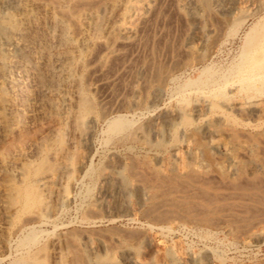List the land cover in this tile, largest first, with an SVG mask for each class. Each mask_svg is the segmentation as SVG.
Here are the masks:
<instances>
[{
	"label": "rangeland",
	"instance_id": "rangeland-1",
	"mask_svg": "<svg viewBox=\"0 0 264 264\" xmlns=\"http://www.w3.org/2000/svg\"><path fill=\"white\" fill-rule=\"evenodd\" d=\"M53 1L0 0V25L8 26L9 21L15 26V31L10 34L0 32V90L7 99L6 102H0V150L2 151L0 154V240H2L0 264H10L15 257L16 249L20 246L19 237L26 233V230L22 231V234L19 231H12L11 224L17 221L6 205L5 187L9 182H18V176L15 174L19 166L35 167L40 153H44L46 157L44 166L47 168L52 164L48 170L57 174L47 185V194L50 195L47 198L48 203L56 210L50 215L48 222L29 221L25 225L32 226L30 229L37 233V243L40 247L38 260L45 264H73L72 256L75 253L79 256L81 254L85 259L82 264H86L88 258L113 259L116 264H130L125 259H127L126 255H131L133 252L141 264H264V144L261 143L264 142V100L255 103L257 100L255 96L245 95L239 91L228 95V101L243 103L246 107V112L241 116L235 111L225 109L223 106L225 98L212 95L209 89L204 94L195 91L193 85L183 91L177 90L187 77L195 78L202 74L204 65H207L216 76L232 66L237 60L241 40L222 32L217 36V42L213 44L214 47L212 46L208 58L194 62L191 66L178 65L177 68L176 65H172L178 62L180 64L184 59L183 48L195 45L196 40L193 35L199 29L194 28V25L187 20H184V24L179 18V13L185 10L179 4L192 3L199 11L206 13L207 9L213 15L238 6L239 0ZM77 4L82 5L79 8ZM137 7H141V10ZM64 13L67 18L65 20ZM136 15L138 17H135ZM91 26L92 30H90ZM74 27L77 30L75 28L74 31ZM125 43L127 46L129 44L128 48ZM112 49L113 52L110 51ZM91 58L95 61H91ZM155 61L157 66L154 65ZM73 63L77 65L72 67L70 76L66 77L64 66ZM98 65L100 67H95ZM87 73L90 77L86 75ZM161 80L164 81L163 84L165 83L161 86L163 94L158 101H153L150 94L154 88L162 85ZM125 84L129 85L125 86ZM120 86L122 87L119 88ZM92 87L94 88L91 89ZM79 93L88 95L99 116L87 141L77 134L70 121L64 119L67 102L71 100L72 105ZM123 94L127 95L123 97ZM132 97L137 102L126 103L131 101ZM120 98L123 99V106ZM179 98L187 99L190 108L201 98L214 103L213 107L198 115L192 110L188 111L191 124L188 128L185 127L183 135L179 131L167 130L163 125L162 117L163 110L176 106L181 101ZM255 109L259 111L256 112ZM103 112L107 113L106 118L122 114L126 119L134 120L139 125L141 122L139 129L141 133L137 130L134 136L121 139L107 134L102 120ZM214 112L226 113L232 116L236 123H228L223 128L209 124L205 129L200 117L211 118ZM151 124H155L162 131L161 136L152 135ZM240 135L243 137L241 138ZM175 150L177 154H174ZM131 160L137 164H132ZM90 162L91 167H89ZM79 166L81 169H87L86 171L90 169L82 174L78 170ZM144 167L147 172L141 169ZM172 168L175 169L174 173L171 171ZM146 175H148L147 179L144 177ZM139 176L145 181L140 180ZM150 176L156 182L150 181ZM195 176L197 179H202L203 176L202 181L206 179L207 182L204 184L197 179L194 181ZM258 178H261L263 185L260 183L262 186L259 184L260 188L256 187V189L253 186L254 183L256 186L258 181H261ZM119 180L132 185L131 193L127 197V207L123 201L124 195L118 186ZM159 181L162 183L160 184ZM165 181L168 183H164ZM212 181L215 183L218 181L220 185L223 183L225 186L222 184L223 186L217 187L214 184L216 188H212L214 187ZM238 181L244 185H239ZM250 181L252 185L249 184ZM233 184H238V189L237 185L232 189ZM241 185L242 187H239ZM165 189L169 192L167 193ZM160 192L162 193L158 196ZM191 193H196V198L190 197L193 195ZM207 193H212L210 195L218 202L213 203L210 195L205 198ZM62 195L69 197L67 204L60 202ZM209 201L212 204H209ZM92 203H95L97 214H94V223L88 224L80 220V211ZM195 203L199 205L196 207H204L202 213L198 210L200 208L195 207ZM159 204H162L161 207ZM152 206L156 209L153 210ZM189 208L193 211L191 209L192 212L188 211ZM166 210L176 214L172 216ZM194 214L196 216H193ZM154 216L161 219V222L155 220ZM110 226H115L116 229L102 231ZM160 226L169 227V230L158 229ZM78 230L80 236L77 235ZM89 230L93 232L90 233ZM143 231L145 232L141 233ZM80 232L83 234L81 235ZM140 234L150 238L149 248L138 246ZM117 240L120 242L118 245ZM119 245L125 248L117 247ZM211 252H213L212 256ZM82 257L81 260L84 261Z\"/></svg>",
	"mask_w": 264,
	"mask_h": 264
},
{
	"label": "bare ground",
	"instance_id": "bare-ground-1",
	"mask_svg": "<svg viewBox=\"0 0 264 264\" xmlns=\"http://www.w3.org/2000/svg\"><path fill=\"white\" fill-rule=\"evenodd\" d=\"M53 1V0H52ZM190 1V0H189ZM54 2V1H53ZM191 2V1H190ZM55 3V2H54ZM84 3V2H83ZM30 4V3H29ZM203 4V3H202ZM238 6L234 7V8H231L230 10L228 11H225V12H221L219 14H213L211 15L209 13V11L206 9V13H203L201 11H199L195 6L194 4L192 3H186L185 5L183 4H179V6L181 8H184V12H180L179 13V18H181L184 22V20L186 21H189L191 22L193 25H194V28H199L196 32H195V40H196V43L195 45L191 46V47H188V48H183V52L184 53V59L180 62V64H172V65H176V67L178 68V65H181V66H185V65H193L194 62H197V61H200L201 59H205V58H208V56L210 55L211 53V49H212V46L215 42H217V36H219V34H221L222 32H224L227 36H233V37H236L238 39L241 40V46H240V51H239V54H238V57H237V60L236 62L228 67L223 73L219 74V75H215V73L213 71H210L209 70V67L207 65H204L203 66V73L200 74V75H197L195 78H192V77H187L186 79H184L183 83L181 85H179L177 88L178 91H183L185 89H188L190 88L192 85L195 89V91H197L198 93L200 94H204V92L206 90H210L211 91V94L212 95H220L222 97L225 98V102L223 103V106L225 109L229 110V111H235L238 115H241V114H244L246 112V107L243 105V103H234V102H230L228 101L229 99V96L228 95H231L232 93L234 92H242L244 93L245 95H252V96H255L257 98L256 102H261L264 100V0H239L238 1ZM79 6V4H77ZM82 4H80L81 6ZM134 5V4H133ZM145 5V4H144ZM209 5V4H208ZM76 6V5H75ZM77 6V7H78ZM79 6V8H80ZM89 6V5H88ZM136 7V6H135ZM154 7V6H153ZM139 8V10H141L140 8L141 7H137ZM227 8V7H226ZM75 10V9H74ZM152 11V10H151ZM150 11V12H151ZM153 11H155V9H153ZM224 11V10H223ZM140 12V11H139ZM131 13V12H130ZM63 14V13H61ZM60 14V15H61ZM132 14V13H131ZM136 14L138 15V12H136ZM151 15V13H149ZM153 14V12H152ZM177 14V13H176ZM68 14H66L67 16ZM135 16V17H138V16ZM131 16V15H130ZM134 17V18H135ZM149 17V16H148ZM65 13H64V20H65ZM129 18V17H128ZM67 19V18H66ZM69 19V18H68ZM137 19V18H135ZM17 20V19H16ZM82 20V19H81ZM133 20V19H132ZM145 20V18H144ZM147 20V19H146ZM181 20V22H182ZM18 21V20H17ZM71 21V20H70ZM72 22V21H71ZM134 22V21H133ZM133 22H131L130 24L132 25L133 27ZM8 23V26H4V25H0V32H9L12 33L15 31V26L13 23H10L9 21L7 22ZM17 24V23H16ZM140 24V23H139ZM185 24V22H184ZM202 24V25H201ZM6 25V24H5ZM144 25V24H143ZM187 25V24H186ZM201 27H200V26ZM87 27V26H86ZM75 28L74 27V31H75ZM92 26L90 27V30ZM116 28V27H115ZM139 28V27H138ZM141 28V27H140ZM186 28V27H185ZM40 29V28H39ZM133 29V28H132ZM77 30V28H76ZM194 30V29H193ZM139 31V30H138ZM186 31V30H185ZM58 32V30H57ZM61 32V31H60ZM77 32V31H76ZM21 33V32H20ZM75 33V32H74ZM191 33H193L191 31ZM18 34V33H17ZM76 34V33H75ZM183 34V33H182ZM19 35V34H18ZM119 35V34H117ZM87 37V36H86ZM121 37V36H120ZM191 37V36H189ZM57 38V36H56ZM194 38V37H193ZM25 39V38H23ZM22 39V40H23ZM187 40H189V38H187ZM26 41V40H25ZM137 41V40H136ZM179 41V40H177ZM27 42V41H26ZM135 42V41H134ZM190 42V41H189ZM137 43V42H135ZM134 43V45H135ZM143 43V41H142ZM140 43V44H142ZM148 43V42H147ZM14 44V43H13ZM96 44V43H95ZM121 44V43H120ZM123 44V43H122ZM126 44V43H125ZM133 44V43H132ZM159 44V43H158ZM178 44V43H177ZM189 44V43H188ZM51 45V44H50ZM62 45V44H61ZM101 45V44H100ZM99 45V46H100ZM134 45H131V46H134ZM167 45V44H166ZM52 46V45H51ZM121 47H123V45H120ZM125 46V45H124ZM127 46V44H126ZM129 46V44H128ZM127 46V48H128ZM130 46V47H131ZM175 46H177L175 44ZM214 47V46H213ZM51 48V47H50ZM104 49V47H102ZM177 48V47H176ZM102 49V50H103ZM115 49V48H114ZM134 49V48H133ZM83 50V49H82ZM97 50V48H96ZM105 50V49H104ZM156 50V49H155ZM113 52V49L110 50ZM98 52V51H97ZM103 52V51H101ZM147 52V51H146ZM167 52V51H166ZM169 52V51H168ZM178 52V51H177ZM176 52V53H177ZM180 52V50H179ZM100 54V53H99ZM159 54V53H158ZM169 54V53H167ZM178 54V53H177ZM8 55V53H7ZM123 56V54H121ZM147 55V54H146ZM145 55V56H146ZM179 55V54H178ZM44 56V54H43ZM95 56H98V55H95ZM148 56H149V53H148ZM182 56V57H183ZM47 57V56H46ZM94 58V56H92ZM115 56H113L114 58ZM155 57V56H154ZM158 57V56H157ZM168 57V55H167ZM166 57V59H167ZM174 57V56H173ZM181 57V56H180ZM96 58V57H95ZM117 58V56H116ZM150 58V62L151 63V57ZM148 58V59H149ZM43 61L44 58H42ZM92 59V58H91ZM165 59V60H166ZM179 59V58H178ZM113 60V59H112ZM157 61V59H155ZM87 61V60H86ZM93 61V59L91 60ZM90 61V62H91ZM95 61V60H94ZM93 61V62H94ZM155 61V62H156ZM180 61V60H179ZM103 62V61H102ZM173 62V61H172ZM175 62V61H174ZM42 63V62H41ZM138 63V62H136ZM141 63V60L140 62ZM148 63V62H147ZM167 63V61H166ZM209 63V62H208ZM68 64V63H67ZM88 64V62H87ZM90 64V63H89ZM116 64V63H115ZM131 64V63H130ZM134 64V63H132ZM157 62L154 64L155 66ZM165 65V63H163ZM77 64L76 63H73L71 65H67V66H64V73H65V76H70V70L73 69ZM101 65V64H100ZM100 65L98 66H95V67H100ZM136 65V64H134ZM133 65V66H134ZM167 65V64H166ZM171 65V66H172ZM130 66V65H129ZM146 66V65H145ZM73 67V68H72ZM94 67V68H95ZM126 67V66H125ZM132 67V66H131ZM146 67L149 68V66L147 65ZM93 68V69H94ZM127 68V67H126ZM156 68V67H155ZM163 68V67H162ZM98 69V68H97ZM135 69V68H134ZM145 69V67H144ZM143 69V70H144ZM154 69V68H153ZM195 69V68H194ZM126 70H129V69H126ZM178 70V69H177ZM60 71V70H59ZM92 72V70H90ZM58 72V71H57ZM89 72V73H91ZM125 72V71H123ZM129 72V71H128ZM134 72V70H133ZM142 72V71H141ZM56 73V72H55ZM54 73V74H55ZM122 73V72H121ZM143 73V72H142ZM141 73V74H142ZM147 73V71H146ZM155 73V72H154ZM157 73V72H156ZM172 73V72H171ZM6 74V73H5ZM102 74V72H101ZM104 74V73H103ZM108 74V73H107ZM134 74V73H133ZM169 74V73H168ZM176 74V73H175ZM178 74V73H177ZM59 75V74H58ZM88 77H90L88 75V73L86 74ZM124 75V74H123ZM128 75V74H127ZM147 75V74H145ZM154 75V74H153ZM186 75V74H185ZM5 76V75H4ZM133 76V75H132ZM141 76V75H140ZM156 75H154V78ZM167 76V74H166ZM146 77V76H145ZM153 77V76H152ZM151 77V78H152ZM10 78V76H9ZM64 78V77H63ZM87 78V77H86ZM85 78V79H86ZM94 78V77H93ZM126 78V77H125ZM124 78V79H125ZM153 78V80H154ZM165 78V76L163 77ZM161 78V79H163ZM121 79V78H120ZM133 79V77H132ZM8 80V79H7ZM25 80V79H24ZM88 80V79H86ZM85 80V81H86ZM93 81V80H92ZM120 81V80H119ZM129 81V80H128ZM133 81V80H132ZM132 81L130 83H132ZM162 81V80H161ZM88 82V81H86ZM85 82V83H86ZM121 82V81H120ZM144 82V80L142 81ZM164 81H162V85H158V87L154 88L150 94V97L153 101H158L160 99V96L163 94V88L161 86H164L163 84ZM178 82V81H177ZM128 83V82H127ZM108 84V83H107ZM147 84V83H146ZM161 84V83H160ZM93 85V84H92ZM109 85V84H108ZM122 85V84H121ZM126 85H129V84H125ZM144 86V85H143ZM147 86V85H146ZM107 87V85H106ZM122 86H120L119 88H121ZM94 87H92L91 89H93ZM118 88V87H117ZM130 88V87H129ZM142 89V87H141ZM168 89V88H167ZM126 90V89H125ZM131 90V89H130ZM144 90V89H142ZM18 91V90H17ZM128 92V90H127ZM125 92V93H127ZM132 92V91H130ZM144 92V91H143ZM167 92V91H166ZM192 92V91H191ZM196 92V93H197ZM119 93V92H117ZM129 93V92H128ZM127 93V94H128ZM116 94V93H115ZM114 94V95H115ZM127 94H123V97ZM138 95V92L136 93ZM209 94V93H208ZM144 95V93H143ZM179 95V94H177ZM197 95V94H195ZM88 96V95H87ZM87 96H85L84 94H77L76 98L74 99V102L73 104L71 105V100H69V102H67V107L65 108V112H64V119L67 120V121H70L72 126H73V129L77 132V134L79 136H82L85 138V141H87V139L89 137H91V134L94 130V127L96 125V121L98 120L99 116L97 115L96 113V110H95V105L93 103V101L91 99H89ZM202 96V95H201ZM114 97V96H113ZM116 97V96H115ZM114 97V98H115ZM143 97V96H142ZM165 97V96H164ZM187 97V96H186ZM251 97V96H250ZM249 97V98H250ZM137 98V96H136ZM184 98V97H183ZM210 98V97H209ZM244 98V97H243ZM253 98V97H252ZM121 99V98H120ZM119 99V100H120ZM180 99V98H179ZM254 99V98H253ZM111 100V99H110ZM109 100V101H110ZM118 100V102H119ZM122 101L120 102L122 104L123 102V99H121ZM125 100V99H124ZM164 100V99H163ZM181 100V99H180ZM179 100V101H180ZM6 102L7 99L2 95V91L0 90V102ZM86 101H89L88 103H86ZM126 102V101H124ZM137 102L136 99H133L132 97V100L131 101H127L126 103H129V104H135ZM215 102V101H214ZM110 103H113V102H110ZM164 103V102H163ZM106 104V102L104 103ZM103 104V105H104ZM108 106H109V103H107ZM54 105V104H53ZM112 105V104H111ZM214 103L212 102H208L206 101L204 98H201L199 99L198 101H196V103L193 105L192 108L189 107V102L187 99H182L176 106H171V107H168L166 109L163 110L162 112V117H163V125L164 127L167 129V130H173V131H179L181 135L185 134V127H189L190 124H191V120H190V117H189V113L188 111L189 110H192V112L196 113L197 115L200 114L201 112H204V110H209L211 107H213ZM255 105V104H254ZM119 106V105H118ZM123 106V104L121 105ZM110 107V106H109ZM162 107V106H161ZM160 107V108H161ZM54 108V107H53ZM101 108V107H100ZM120 108V106L118 107ZM109 109V108H108ZM121 109V108H120ZM119 109V110H120ZM263 109V108H262ZM54 110V109H53ZM158 110V109H157ZM140 111V110H139ZM256 112H258L259 110L258 109H255ZM55 112V111H54ZM143 112V111H142ZM146 112V111H145ZM155 112V111H154ZM118 113V112H117ZM130 113V111H129ZM153 113V112H152ZM101 114V113H100ZM106 114L105 112H103L102 114V120H103V124H104V131L107 133V134H112V135H115L116 137H118L119 139L121 138H127V137H131V135L134 136V134L136 133L137 130H139L141 127V122H140V125L138 123H136L134 120H131V119H126L122 114H115L113 116H110V117H107L106 118ZM134 114V112H133ZM149 114V113H148ZM147 114V115H148ZM127 114L125 113V116ZM130 116V114H129ZM242 116V115H241ZM137 117V116H136ZM61 118V117H60ZM139 118V117H138ZM201 118V122L202 124L204 125V128L207 129V126L210 124V125H213L214 127H226L229 124H233V123H236L235 119L232 117V116H229L228 114L226 113H223V112H214L213 113V116L211 118H206L205 116L204 117H200ZM156 122H157V119H156ZM241 122V121H240ZM261 123V122H260ZM69 124V125H71ZM23 127V126H22ZM69 127V126H67ZM66 127V128H67ZM151 128V132H152V135L154 137H158V136H161L162 134V131L154 124H151L150 126ZM101 128V127H100ZM146 128V127H145ZM149 129V130H150ZM15 131V129H14ZM227 131V130H226ZM139 133L140 130L138 131ZM71 133V132H70ZM143 133V132H142ZM69 134V133H68ZM70 135V134H69ZM167 135L170 136L169 132H167ZM242 135V134H241ZM240 135V136H241ZM77 136V135H76ZM140 136V135H139ZM142 136V135H141ZM243 136H241L242 138ZM247 138V136H246ZM118 139V140H119ZM132 139H135V138H132ZM170 140V139H169ZM259 140V138H258ZM84 143V140H82ZM127 143V142H126ZM130 143V142H129ZM131 143H132V140H131ZM261 143L264 144L263 141H261ZM93 144V143H92ZM147 144V143H146ZM150 144V143H148ZM117 145V144H116ZM133 145V144H132ZM130 144V146H132ZM1 146V145H0ZM47 146V145H46ZM125 146V145H124ZM128 146V145H127ZM70 147V145H69ZM123 147V146H122ZM61 147L58 148V150H60ZM180 148V147H178ZM57 150V151H58ZM84 150V149H83ZM96 150V149H95ZM94 150V151H95ZM146 150V149H145ZM43 151H45V148H43ZM176 151V150H175ZM262 151V150H261ZM260 151V152H261ZM180 152V151H179ZM2 153V151L0 150V154ZM181 153V152H180ZM264 153V152H263ZM94 154V152H93ZM174 154H177V151L174 153ZM262 154V153H261ZM52 155V154H51ZM148 155V154H147ZM202 155V154H201ZM243 155V154H242ZM263 155V154H262ZM148 157V156H147ZM146 157V159H147ZM45 154L44 153H40V157H39V160L38 162L36 163L35 167L33 168H30L28 167V165H22V166H19V168L17 169L16 171V176H18V182H9L6 187H5V191H4V196H5V202H6V205L8 207V210L13 213L15 216V220L17 221V223L15 224H11L12 226V231H19V233L22 234V231L26 230V233L25 235L19 237V248L16 249L15 251V257L10 261V264H45L44 262L38 260V254L40 252V247L38 246V243H37V233H35V231L33 229H30V227L26 226L25 224L29 221L31 222H34V221H39V222H42V223H45V222H48L49 221V217L51 214L54 213V211L56 210L55 207H51L48 203V200L47 198L50 196L49 194H47V185L48 183L52 182L53 179H55V177L57 176V174H55L54 172H50L48 169L49 167L52 165H49V167L47 166V168L44 166V162H45ZM150 158V157H149ZM179 158H181L179 156ZM208 158V157H207ZM52 159V158H50ZM130 159V157H129ZM132 159V158H131ZM181 160V159H180ZM126 162V161H125ZM132 164L136 165L137 163L133 162L131 160ZM161 163V161H160ZM264 163V162H263ZM129 164V163H128ZM131 163L129 165H132ZM88 165V164H87ZM91 165V162L89 164V167ZM133 165V166H134ZM181 165V163H180ZM139 166V165H138ZM136 166L137 168H140ZM200 166V165H199ZM230 166V164H229ZM89 167H86V168H89ZM185 167V166H184ZM203 167V166H202ZM66 168V167H65ZM133 168V167H132ZM157 168V167H156ZM154 168V169H156ZM161 168V167H160ZM90 169V168H89ZM88 169V171H89ZM143 170H145V167L144 168H141ZM78 170H80V172L83 174L85 172H88L86 171L85 169H81V166H79ZM103 170V169H102ZM142 170V171H143ZM236 170V169H235ZM234 170V171H235ZM259 170V169H258ZM146 171V170H145ZM171 171L174 173L175 172V169L172 168ZM255 171V170H253ZM147 172V171H146ZM243 172V171H242ZM132 173V172H131ZM140 173V172H138ZM137 173V174H138ZM136 174V173H135ZM141 174V173H140ZM148 174V173H147ZM87 175V174H86ZM133 175V173H132ZM142 175V174H141ZM140 175V176H141ZM149 175V174H148ZM148 175L144 176L145 178L148 177ZM139 176V178H140ZM143 176V175H142ZM141 176V177H142ZM192 176V175H191ZM152 176H150L151 178ZM154 177V176H153ZM187 177V176H186ZM188 177L190 178V175H188ZM194 177V176H193ZM200 178V176H197ZM209 177V176H208ZM160 178H164V177H160ZM203 179V176L201 177ZM210 178V177H209ZM256 178V177H255ZM144 179V178H143ZM142 178H140V180H143ZM147 179V178H146ZM165 179V178H164ZM192 181H193V178L191 177ZM196 181V176L194 178ZM202 179H197V180H200L202 181ZM208 179V178H207ZM212 179V178H211ZM259 179V178H258ZM138 180V181H140ZM155 180V179H154ZM157 180V179H156ZM212 180H215V179H212ZM238 180V179H237ZM257 180V179H256ZM261 180V178L259 179ZM264 180V179H263ZM145 181V180H143ZM149 181V180H148ZM150 181H153V179L151 178ZM149 181V182H150ZM164 181V180H163ZM172 181V180H170ZM227 181V180H226ZM244 181V180H243ZM147 182V180H146ZM145 182V183H146ZM153 182H156V181H153ZM160 182V181H159ZM159 182H157L159 184ZM168 183V181H165L164 183ZM176 182V181H175ZM183 182V181H182ZM198 182V181H197ZM203 183L204 182H207L206 179L205 181L203 180L202 181ZM213 182V181H212ZM245 182V181H244ZM162 182H160L161 184ZM166 183V184H167ZM170 184H173L171 182H169ZM179 183V182H178ZM178 183H175L176 185ZM184 183V182H183ZM240 184H242V182H237ZM252 181H250L249 184H251ZM254 183V182H253ZM257 183V182H256ZM262 184L263 181H258V185L256 184L255 186V183H254V188H260L259 184ZM118 186H119V189L121 191V193L124 195V204L125 206L127 207V204H128V201H127V197L128 195L131 193V190H132V185L129 183V182H122V180H119L118 182ZM165 184V185H166ZM185 184V183H184ZM202 184V183H201ZM205 184V183H204ZM216 184V186L220 187L221 185L218 183V181L215 183L213 182V185ZM218 184V185H217ZM248 184V182H247ZM247 184L245 183V186H247ZM248 184V188L250 189L251 187H249L250 185ZM260 184V185H261ZM264 184V183H263ZM262 184V185H263ZM151 185V184H150ZM157 185V184H156ZM224 185V184H223ZM222 185V186H223ZM238 189V184H233L232 186V189L233 187H235ZM244 185V183L242 184ZM239 186V187H242ZM252 185V184H251ZM261 185V186H262ZM149 186V185H148ZM162 187V185H160ZM180 186V185H179ZM190 185L188 184V187ZM225 186V185H224ZM105 187V186H104ZM157 187V186H155ZM159 187V185H158ZM193 187V186H192ZM227 187V186H226ZM173 188V187H172ZM180 188H182L180 186ZM191 188V187H190ZM189 188V189H190ZM212 188H216L215 185L214 187ZM225 188V187H224ZM229 188L231 189V186H229ZM227 188V189H229ZM235 188V189H236ZM247 188V187H246ZM256 188V189H257ZM140 189V188H139ZM167 189V188H166ZM165 189V190H166ZM177 190V188H174ZM184 189V188H182ZM226 189V188H225ZM241 189V188H240ZM244 189V188H242ZM67 189H65V192H66ZM103 190V189H102ZM137 190V189H136ZM180 190V189H179ZM186 190V189H185ZM184 190V193L187 191ZM191 190V189H190ZM193 190V189H192ZM196 190V189H195ZM149 191V190H148ZM203 191V190H201ZM264 191V189H263ZM105 192V191H103ZM163 193H165L164 191H162ZM162 192L158 193V196L159 194H161ZM167 192V190H166ZM169 192V191H168ZM167 192V193H168ZM198 192V190H197ZM262 192V191H260ZM56 193V192H54ZM200 194V192H198ZM197 193V194H198ZM202 193H205V191H203ZM193 194V193H191ZM196 194V193H195ZM195 194L193 195H190V197H195ZM206 194V193H205ZM212 195V193H210ZM207 193V197H209V195ZM210 197H214V196H211ZM232 195V194H231ZM245 195V194H244ZM253 195V193L251 194ZM254 195L256 196L257 194L254 193ZM189 196V195H188ZM220 196V195H219ZM258 196V195H257ZM99 197V196H98ZM179 197V196H178ZM218 198V196H216ZM222 197V196H221ZM244 197V196H243ZM139 198V196H138ZM186 198V197H185ZM188 198V197H187ZM196 198V197H195ZM200 198V197H199ZM54 199V198H53ZM200 199H204V198H200ZM213 199V198H212ZM220 199V198H219ZM217 199V200H219ZM227 199V198H226ZM114 200V199H113ZM120 200V199H118ZM205 200V199H204ZM207 200V199H206ZM205 200V201H206ZM211 201V199H209ZM216 200L215 198L212 200L213 203L214 202H218V201H214ZM74 201V200H73ZM138 201V200H137ZM208 201V200H207ZM206 201V202H207ZM209 201V204H212L210 203ZM220 201V200H219ZM223 201V200H222ZM258 201V200H257ZM60 202L62 204H67L69 202V197L67 195H62L61 198H60ZM114 202V201H113ZM118 202V201H117ZM164 202V201H163ZM178 202V201H177ZM180 202V201H179ZM119 203V202H118ZM142 203V202H141ZM140 203V204H141ZM162 203V202H161ZM170 203V202H169ZM168 203V204H169ZM185 203V202H183ZM182 203V205H183ZM186 203H189V202H186ZM185 203V204H186ZM192 204V202H190ZM114 204V203H113ZM112 204V206H113ZM158 204V203H155V205ZM164 204V203H162ZM161 204V205H162ZM171 204V203H170ZM178 204V203H177ZM184 204V205H185ZM85 205V204H84ZM160 205V204H159ZM158 205V206H159ZM160 205V207H161ZM193 205V204H192ZM54 206V205H53ZM74 206V205H73ZM124 206V207H125ZM157 206V208H158ZM196 206H199L198 204L196 205L195 203V207ZM224 206V205H221V207ZM76 207V206H75ZM151 207V206H150ZM154 207L153 210L156 209L155 206H152V208ZM192 208V206H190ZM194 207V206H193ZM203 206H200V207H196L198 210H200L199 212L202 213L201 210H203L202 208ZM220 207V209H221ZM225 207V206H224ZM123 208V207H122ZM186 208V207H184ZM189 208L188 211H191L192 209ZM194 208V210L196 209ZM202 208V209H201ZM124 209V208H123ZM128 209V208H127ZM136 209V208H135ZM188 209V207H187ZM191 209V210H190ZM206 209V208H205ZM224 209V208H223ZM222 209V210H223ZM235 209V208H234ZM250 209V208H249ZM130 210V209H129ZM151 210V209H150ZM179 210V209H178ZM182 210V209H180ZM185 210V209H184ZM257 210V209H256ZM61 211V210H60ZM165 211V209L163 210ZM167 211V210H166ZM193 211V210H192ZM191 211V212H192ZM209 211H211V209H209ZM219 211V210H218ZM217 211V212H218ZM145 212V210H144ZM148 212V211H147ZM152 212V211H150ZM167 212H171V211H167ZM172 212H174L172 210ZM184 212V211H183ZM196 212V211H195ZM199 212H196L197 214ZM206 212V211H205ZM208 212V211H207ZM74 213V212H73ZM81 213V216H80V220L81 221H85L86 223L88 224H91V223H94L93 221V218H94V214H97V209L95 207V203H92L91 205H87L84 209H81L80 211ZM107 213V212H106ZM166 213V212H165ZM167 213V214H169ZM175 213V212H174ZM174 213H170L173 214ZM184 213H187L184 212ZM204 213V212H203ZM79 214V213H78ZM132 214V213H131ZM145 214V213H144ZM143 214V215H144ZM147 214V213H146ZM162 215L164 213H161ZM176 214V213H175ZM100 215V214H99ZM97 216V215H96ZM171 216V217H172ZM180 216V215H179ZM193 216H196L195 214ZM144 216H142L143 218ZM147 217V216H145ZM155 217V216H154ZM157 217V216H156ZM155 217V220H157L158 218ZM164 217H168L164 215ZM170 217V215H169ZM176 217V216H175ZM75 218V217H74ZM160 218H163V217H160ZM181 218V217H180ZM55 219V218H54ZM76 219V218H75ZM74 219V220H75ZM211 219V218H210ZM53 220V219H52ZM129 220V219H128ZM161 219H158V222L160 221ZM196 220V219H195ZM194 220V221H195ZM199 220V219H198ZM204 220V219H202ZM200 220V222L202 221ZM15 221V222H16ZM97 221V220H96ZM131 221V219H130ZM129 221V222H130ZM153 221V219H152ZM164 221V219H163ZM207 222H209V224L211 223V221H208L206 220ZM204 221V222H206ZM216 221V220H215ZM71 222V221H69ZM74 222V221H73ZM114 222V221H113ZM133 222V221H132ZM161 222V221H160ZM206 222V223H207ZM217 222V221H216ZM14 223V222H13ZM75 223V222H74ZM73 223V224H74ZM100 223V222H99ZM108 223H112V222H108ZM154 223V222H153ZM203 223V221L201 222ZM3 224V223H2ZM38 224V223H37ZM48 224V223H47ZM57 224V223H56ZM70 224V223H69ZM77 224V223H76ZM75 224V225H76ZM98 224V223H96ZM95 224V226H96ZM104 224V223H103ZM155 224V223H154ZM31 225V224H30ZM40 225V223H39ZM41 225H44V224H41ZM64 225V224H63ZM72 225V223L70 224ZM78 225V224H77ZM94 226V224H92ZM100 225V224H99ZM206 225V224H205ZM35 226V225H34ZM38 226V225H37ZM47 226V225H46ZM53 226V225H52ZM55 226V224H54ZM53 226V227H54ZM83 226V225H81ZM146 226V225H145ZM148 226V225H147ZM58 227V226H57ZM56 227V228H57ZM61 227V226H60ZM64 227H67L64 225ZM101 227V226H100ZM118 227V226H117ZM152 227V226H151ZM11 228V227H10ZM9 228V230H11ZM72 228V227H71ZM84 228V226H83ZM104 228V227H103ZM116 229L115 226H110L106 229H103L102 231L104 232V230H108V231H111L113 229ZM148 228V227H146ZM158 228V227H156ZM167 229L169 230V227H162L160 226L158 229ZM77 229V228H76ZM121 229V228H120ZM120 229L118 230V232L120 231ZM54 230V229H53ZM57 230V229H56ZM152 230V229H150ZM79 231L78 230V236L79 235ZM85 231V230H84ZM90 233L91 230H89ZM114 231V230H113ZM122 231V230H121ZM125 231V230H124ZM123 231V232H124ZM46 232V231H45ZM44 232V233H45ZM49 232V231H48ZM127 232V231H126ZM126 232H125V236H126ZM129 232V231H128ZM136 232V231H135ZM134 232V233H135ZM145 231L141 232V233H144ZM18 233V232H17ZM18 233V234H19ZM60 233V232H59ZM77 233V232H76ZM88 233V232H87ZM95 233H97L95 231ZM116 233V232H115ZM114 233V235H115ZM138 233V231L136 232ZM135 233V234H136ZM169 233V231H168ZM4 234V232H3ZM81 234V232H80ZM83 234V232H82ZM81 234V235H82ZM101 234V233H100ZM99 234V235H100ZM110 234V233H109ZM113 235V232L111 233ZM117 234V233H116ZM128 234V233H127ZM139 234V233H138ZM46 235V234H45ZM70 235V234H69ZM93 235V234H92ZM118 235V234H117ZM124 235V234H122ZM121 235V236H122ZM132 235V234H131ZM10 236V235H9ZM8 236V237H9ZM17 236V235H16ZM44 236V235H43ZM73 236V235H72ZM71 236V237H72ZM108 237V235H106ZM138 236V235H136ZM141 238L138 240V246L139 247H145V248H149L151 243H150V238L146 237V235H143V234H140ZM74 237V236H73ZM101 237V236H100ZM7 238V237H6ZM17 238V237H16ZM41 238V237H40ZM128 238V237H127ZM3 239H5V237H3ZM44 239V238H43ZM108 239V238H107ZM131 237H130V241H131ZM13 240V239H12ZM76 240V239H75ZM97 240V239H96ZM133 240H134V237H133ZM2 242V240H0ZM16 241V240H15ZM14 241V242H15ZM42 241V240H41ZM40 241V242H41ZM55 241V240H53ZM107 241H111V240H107ZM119 240H117L116 242H118ZM43 242V241H42ZM115 242V241H114ZM9 243V241H8ZM7 243V244H8ZM46 243V242H44ZM111 243V242H110ZM120 242L117 243V245L119 244ZM6 244V245H7ZM57 244V243H56ZM97 244V243H96ZM113 245V243H111ZM10 245V244H8ZM8 245L6 246L8 248ZM78 245V244H77ZM64 246V245H63ZM104 246V245H103ZM115 246V245H114ZM57 247V246H56ZM100 247V246H99ZM109 247V246H107ZM117 247H123V246H117ZM116 247V248H117ZM42 248V246H41ZM72 248V247H71ZM112 249V246L110 247ZM115 248V247H113ZM125 248V247H123ZM10 250V248H8ZM74 249H76V247H74ZM73 249V250H74ZM104 249H108V248H105ZM110 250V249H108ZM1 251V249H0ZM8 251V250H7ZM78 251V250H77ZM76 252V251H75ZM7 253V252H5ZM10 253V251H9ZM57 253V252H56ZM92 253V252H91ZM212 253L211 252V256H212ZM11 254V253H10ZM44 254V252L42 253ZM137 254V252H136ZM214 255V254H213ZM217 255V254H216ZM10 256V255H9ZM8 256V257H9ZM53 256V255H52ZM55 256V255H54ZM127 256V260L128 263L130 264H141L140 261L136 258L135 256V252L131 253V255H126ZM12 257V256H11ZM42 257V256H41ZM81 257L82 255L78 253H75L73 254L72 256V261H73V264H82V262H85V259L84 261L81 260ZM125 257V256H123ZM214 257V256H213ZM3 258V257H2ZM122 258V256H121ZM123 259V258H122ZM3 260V259H2ZM1 260V261H2ZM56 260V259H55ZM126 261V262H127ZM54 262V261H53ZM58 262V261H57ZM52 264V263H51ZM86 264H116V262L113 260V259H106V260H93L91 258H88L86 259Z\"/></svg>",
	"mask_w": 264,
	"mask_h": 264
}]
</instances>
